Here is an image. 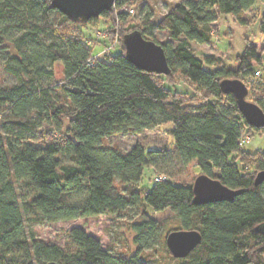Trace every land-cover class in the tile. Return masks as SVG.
Segmentation results:
<instances>
[{
    "label": "trees",
    "instance_id": "16d2710c",
    "mask_svg": "<svg viewBox=\"0 0 264 264\" xmlns=\"http://www.w3.org/2000/svg\"><path fill=\"white\" fill-rule=\"evenodd\" d=\"M137 2L116 0L113 12L100 16L110 22L107 38L100 40L83 30L100 17L77 24L51 0H0V64L18 80L0 87V264H149L142 252L150 246L143 247L142 238L158 230L149 209L174 211L180 230L202 236L176 264H264V181L255 184L264 171V152L244 145L246 135H264V128L250 126L234 96L220 88L225 79L243 81L249 101L264 111V89H258L264 41L259 49L248 38L234 69L210 70L220 59H202L191 48L192 42H211V26L222 16L249 25L244 14L264 0H183L158 23L148 14L133 24L124 9ZM154 30L168 32L170 39L157 41ZM136 31L163 47L169 75L141 70L129 60L124 38ZM258 31L264 37V14ZM93 40L116 53L99 58ZM179 80L195 94L179 91ZM168 123L174 148L137 144L123 152L103 144L109 136L142 135ZM164 164H193L198 175L241 193L232 201L195 205L193 185L169 180ZM147 169L164 179L156 177L143 193L138 184ZM128 209L137 210L130 227L138 245L129 257L104 248L80 227L68 232L67 248L40 241L27 228L28 221L52 224Z\"/></svg>",
    "mask_w": 264,
    "mask_h": 264
},
{
    "label": "rangeland",
    "instance_id": "374dc122",
    "mask_svg": "<svg viewBox=\"0 0 264 264\" xmlns=\"http://www.w3.org/2000/svg\"><path fill=\"white\" fill-rule=\"evenodd\" d=\"M183 0H138L133 7L124 9L129 13L131 9L135 14H128L127 21L139 24L146 15L151 14L152 20L158 23L164 15L168 12L171 5L181 2ZM264 14V4L258 3L253 9L246 12L243 16L249 22V25H241L233 19L232 16H222L217 23L212 24V38L211 42L207 44L191 43V48L195 54L200 58L207 56L216 57L220 59V63L210 70L216 68L234 69L236 67L235 60L242 55L245 50V42L250 38L254 44L260 49L263 45L264 37L258 31V20ZM110 22L105 17H100L99 21L94 24H88L83 28L86 36L93 39L97 37L101 40L104 38L105 29L109 28ZM153 38L157 41L166 43L170 37L168 32L154 30ZM100 35V36H99ZM94 53L99 58L106 57L112 51L116 53L114 48L105 49L103 43L95 42L93 40ZM4 65L0 64V87H11L18 84V80L4 70ZM209 69L208 67H205ZM59 71L58 66L55 67ZM50 86L54 84L52 81H47ZM258 89H264V81H259ZM168 85V84H167ZM170 88L177 87L179 91L188 95L195 94L193 88L183 80L177 81L175 87L169 84ZM247 100H249L247 98ZM44 127H47L46 125ZM172 124H164L154 130H147L142 135H113L104 138L103 144L114 148H118L123 152H129L137 144L144 145L147 149H169L174 148V139L170 134ZM245 148L249 152H264V135L254 134L246 135ZM163 163V162H162ZM161 163V164H162ZM167 170L165 174L169 180L174 183L193 185L195 179L199 176V169L194 165L187 168H180L179 166H169L164 164L162 166ZM160 172L153 169H147L142 181L138 184L141 192H146L154 184L156 177H161ZM73 201V198H70ZM149 213L157 222L158 230L154 235H148L142 238V246L149 247L142 252V257L148 261L149 264H176L178 260L172 257L166 246V235L168 231L180 230L181 224L176 213L170 209L160 213H155L149 209ZM137 210L128 209L122 213L114 215H101L98 218H84L74 221H66L59 223H44L32 224L27 222L28 231L32 230L36 239L45 243L58 245L62 248H67L70 240L68 232L74 227H80L86 231L87 234L99 239L104 248L112 250L114 254L131 256L136 253L138 245L135 238L136 233L130 227V223L136 219Z\"/></svg>",
    "mask_w": 264,
    "mask_h": 264
},
{
    "label": "water",
    "instance_id": "95a60500",
    "mask_svg": "<svg viewBox=\"0 0 264 264\" xmlns=\"http://www.w3.org/2000/svg\"><path fill=\"white\" fill-rule=\"evenodd\" d=\"M51 2L52 7L67 16L70 21L87 24L106 12H113L116 0H51ZM124 45L127 57L139 69L164 76L169 75V63L161 45L145 39L138 31L126 35ZM220 88L224 94L234 96L240 112L250 126L264 128V111L255 103L247 100L249 89L243 81L225 79L221 81ZM263 181L264 171L256 176L255 184L259 185ZM192 190L195 205L232 201L241 193L205 174L195 179ZM201 241L202 236L196 230H175L168 234L166 244L175 259H184L198 247Z\"/></svg>",
    "mask_w": 264,
    "mask_h": 264
},
{
    "label": "built area",
    "instance_id": "2783aa9c",
    "mask_svg": "<svg viewBox=\"0 0 264 264\" xmlns=\"http://www.w3.org/2000/svg\"><path fill=\"white\" fill-rule=\"evenodd\" d=\"M115 3H116V2H115ZM129 13H130V14H135V11H134V10H130ZM103 36L105 37L106 34H104ZM115 44H116V41L114 42V45H115ZM256 75H257V76H260V74H259L258 72L256 73ZM163 179H164V177H162V176H161V177H157V178H156V181H161V180H163Z\"/></svg>",
    "mask_w": 264,
    "mask_h": 264
}]
</instances>
